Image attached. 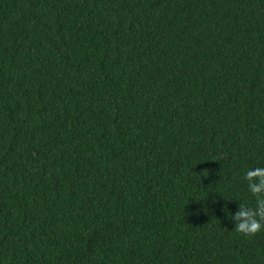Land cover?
<instances>
[{"label": "trees", "instance_id": "1", "mask_svg": "<svg viewBox=\"0 0 264 264\" xmlns=\"http://www.w3.org/2000/svg\"><path fill=\"white\" fill-rule=\"evenodd\" d=\"M264 0H0V264H264Z\"/></svg>", "mask_w": 264, "mask_h": 264}, {"label": "clouds", "instance_id": "2", "mask_svg": "<svg viewBox=\"0 0 264 264\" xmlns=\"http://www.w3.org/2000/svg\"><path fill=\"white\" fill-rule=\"evenodd\" d=\"M249 192L255 198L254 206L239 205L230 219L235 221L236 233L252 237L264 230V167L248 169L244 175Z\"/></svg>", "mask_w": 264, "mask_h": 264}]
</instances>
